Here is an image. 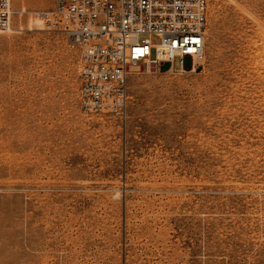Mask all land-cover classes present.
Instances as JSON below:
<instances>
[{"label": "rangeland", "instance_id": "374dc122", "mask_svg": "<svg viewBox=\"0 0 264 264\" xmlns=\"http://www.w3.org/2000/svg\"><path fill=\"white\" fill-rule=\"evenodd\" d=\"M51 5L0 33V264H264V0H209L195 70L88 116Z\"/></svg>", "mask_w": 264, "mask_h": 264}, {"label": "built area", "instance_id": "2783aa9c", "mask_svg": "<svg viewBox=\"0 0 264 264\" xmlns=\"http://www.w3.org/2000/svg\"><path fill=\"white\" fill-rule=\"evenodd\" d=\"M45 25L81 52V112L122 109L127 78L144 69L184 71L204 59L209 0H50ZM13 0H0V33L12 30ZM179 65L176 66V61ZM170 63L163 70V65ZM138 66V71H131Z\"/></svg>", "mask_w": 264, "mask_h": 264}, {"label": "bare ground", "instance_id": "6f19581e", "mask_svg": "<svg viewBox=\"0 0 264 264\" xmlns=\"http://www.w3.org/2000/svg\"><path fill=\"white\" fill-rule=\"evenodd\" d=\"M184 71H186V69H184Z\"/></svg>", "mask_w": 264, "mask_h": 264}]
</instances>
